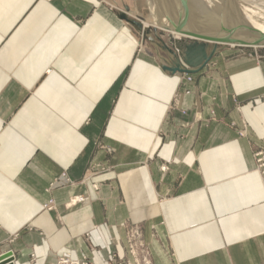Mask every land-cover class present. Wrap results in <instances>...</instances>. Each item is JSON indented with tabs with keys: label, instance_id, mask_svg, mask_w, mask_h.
Returning <instances> with one entry per match:
<instances>
[{
	"label": "crops",
	"instance_id": "1",
	"mask_svg": "<svg viewBox=\"0 0 264 264\" xmlns=\"http://www.w3.org/2000/svg\"><path fill=\"white\" fill-rule=\"evenodd\" d=\"M113 3L0 0V251L143 263L137 223L150 264H264V61L174 74Z\"/></svg>",
	"mask_w": 264,
	"mask_h": 264
},
{
	"label": "water",
	"instance_id": "2",
	"mask_svg": "<svg viewBox=\"0 0 264 264\" xmlns=\"http://www.w3.org/2000/svg\"><path fill=\"white\" fill-rule=\"evenodd\" d=\"M184 12L174 13V0L163 7L160 0H150L151 18L154 25L144 28V18L130 19L127 15L122 18L134 24L147 39L154 32L157 41L167 54L171 64L167 66L172 73L194 74L202 70L216 55L228 48H234L264 61V31L254 27L244 13L235 4L232 6L236 18L227 22L213 15L209 5L195 11L185 0ZM129 11V8L126 7ZM168 32L165 41L162 37ZM177 34L178 36L174 35ZM176 36V37H175ZM166 68V67H165Z\"/></svg>",
	"mask_w": 264,
	"mask_h": 264
},
{
	"label": "rangeland",
	"instance_id": "3",
	"mask_svg": "<svg viewBox=\"0 0 264 264\" xmlns=\"http://www.w3.org/2000/svg\"><path fill=\"white\" fill-rule=\"evenodd\" d=\"M175 1L177 2L175 4H174V0H160V3L164 7L167 2H172V4H174L173 5L174 13L181 15L184 12L183 2L181 3L180 0H175ZM186 1H189L188 4H190L189 6L192 9V17L196 16V15H194L196 13L193 12V6L196 5L194 0H186ZM200 1L202 2V5H206V6L208 5L204 0H200ZM113 2H114L113 4L115 6L123 7L124 11H125V6H128V8L131 10V12L128 10L126 11L125 14L127 15V17L132 18V19H136V20H139V18L142 17L145 19V21L148 22L147 25H151V26L154 25L153 19L151 18L150 0H113ZM227 4H228L229 9L231 11L233 10L232 6L235 4L244 13L246 18L251 19L250 20L251 22H256V24L259 26L260 25L264 26L263 25V23H264V0H227ZM252 6L257 7V8H261L263 10V12L258 11L257 9L253 8ZM254 12H257V14ZM125 14H123V15H125ZM233 14H234V12H233ZM151 33H154V32H151ZM151 33H149V34H151ZM149 34H147V35H149ZM168 34H169L168 32H164V35H162V37L165 41L168 38V36H167ZM154 37L156 39V36H154ZM142 40L143 41L145 40L144 36H142ZM142 51H144V46H143V42L141 41L139 46H138L137 52L141 53ZM162 53H165V51L162 50ZM162 56H164V55H162ZM190 78L192 80L191 76H190ZM260 151H264V147H258L254 151L255 171L258 172V174L260 175V178H261L262 183L264 185V178H263L262 174L258 171L257 162L255 160V154L257 152H260ZM60 184H65V185L66 184L67 185L72 184L71 179L69 177H67L66 173H64L62 179H60V178L54 179L50 184L49 190L53 189L54 187H56L57 185H60ZM96 187L97 186L95 185V188ZM76 197H82L83 198V200L79 203H82L85 201V197L82 195H78ZM53 208H54V201L51 200L47 204V210H51ZM124 230H125L126 240H127L126 246H127V250L129 252V254L133 255V256H137L138 259H141V261L143 262V263H140V262L135 261V260H134V262H133V260L130 262V258H129L125 261V264H134V263L150 264V262H149L150 258L148 257L149 246L144 240L143 227L137 223H130V224H127L126 226H124ZM131 236L137 238L138 240L130 241ZM12 241H13V239L10 240V243ZM134 248H135V251H133ZM7 250H13L15 252L17 262H18V255L14 249H12V248L4 249V250L0 251V253L5 252ZM133 253H135V254H133ZM59 257L55 258V260L52 261L50 264H54ZM82 258H87V257H82ZM34 259H35L34 254H31V260H34ZM87 259H89V258H87ZM89 260L91 262H93L91 259H89ZM93 263L96 264L95 262H93Z\"/></svg>",
	"mask_w": 264,
	"mask_h": 264
},
{
	"label": "bare ground",
	"instance_id": "4",
	"mask_svg": "<svg viewBox=\"0 0 264 264\" xmlns=\"http://www.w3.org/2000/svg\"><path fill=\"white\" fill-rule=\"evenodd\" d=\"M204 1L210 6V10L213 13V15H211L210 17H217V18H220V19L225 20L227 22H232L236 18L235 14H233V12L229 9V6L227 4V0H204ZM187 2H189V1H187ZM194 2L196 5L193 6V12L197 11L198 9L200 10L203 7L202 2L200 0H194ZM252 7L257 9L258 11L263 12V10L261 8H257L254 6H252ZM129 11L131 12L130 9H129ZM254 13L257 14V12H254ZM250 20L251 19H248V21L250 23H252V25L254 27L258 28L261 31H264V26H262V25L259 26L256 24V22H251ZM144 22H143V25L145 28L148 26L147 25L148 22L147 21H144ZM263 25H264V23H263ZM174 35L178 36L177 34H174ZM142 36H143V34H142ZM82 200H83V198L79 197V198H76L72 202L77 203V202H81Z\"/></svg>",
	"mask_w": 264,
	"mask_h": 264
},
{
	"label": "built area",
	"instance_id": "5",
	"mask_svg": "<svg viewBox=\"0 0 264 264\" xmlns=\"http://www.w3.org/2000/svg\"><path fill=\"white\" fill-rule=\"evenodd\" d=\"M188 79L191 80L190 77ZM255 160L257 162V169L264 178V151L257 152L255 154ZM132 240H138V239L131 236L130 241ZM133 251H135V248L133 249ZM0 264H17V258L15 252L13 250H7L5 252L0 253ZM54 264H94V263L87 258H73L71 255L65 254V255H61Z\"/></svg>",
	"mask_w": 264,
	"mask_h": 264
}]
</instances>
